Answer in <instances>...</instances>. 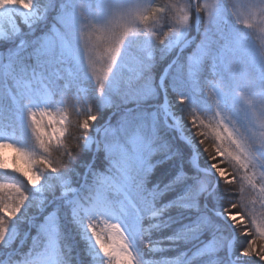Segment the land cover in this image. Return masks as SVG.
Returning <instances> with one entry per match:
<instances>
[{
	"label": "snow or ice",
	"instance_id": "6c2138e0",
	"mask_svg": "<svg viewBox=\"0 0 264 264\" xmlns=\"http://www.w3.org/2000/svg\"><path fill=\"white\" fill-rule=\"evenodd\" d=\"M85 6L0 0V129L8 134L0 138V264H160L154 255L170 246L164 240L194 248L191 256L161 258L164 264H264V75L245 70L264 73V0L108 5L99 21ZM218 9L231 13V27ZM173 55L157 81L154 67ZM86 81L96 95L81 94ZM199 97L210 113L198 110ZM128 100L155 102L154 111L98 126L101 107ZM185 122L225 191L237 193L219 212L227 226L205 210L207 180L184 165L162 188L152 182L160 164L181 156L161 128L184 134ZM21 131L28 146L9 138ZM129 208L141 231L136 250L121 223ZM169 210L177 220L165 217ZM172 224L171 235L152 239ZM70 239L82 245V258Z\"/></svg>",
	"mask_w": 264,
	"mask_h": 264
},
{
	"label": "trees",
	"instance_id": "16d2710c",
	"mask_svg": "<svg viewBox=\"0 0 264 264\" xmlns=\"http://www.w3.org/2000/svg\"><path fill=\"white\" fill-rule=\"evenodd\" d=\"M157 3V0L152 1V5H155ZM217 14L220 15L225 21L228 22L229 27L232 26L234 22V18L229 12H225L224 9H218ZM239 27V25H237ZM193 36H195V28L192 30L191 33ZM198 35V34H197ZM190 51V50H188ZM188 52L186 51L185 55H187ZM175 56H169L166 60L159 61L156 66L153 69L154 72V77L156 80L159 79V76L162 74L164 69L168 66V63L171 62L172 59H174ZM87 90L88 94L91 96L96 95L94 87L90 84L87 83ZM86 90V92H87ZM109 91H111L109 87ZM175 92L171 93L172 96V102L175 105V108L179 114H183L184 108L183 106L179 105L178 101L175 100ZM196 107L201 113H210L212 111V105L211 103L207 100V98L204 97H199V98H194ZM227 103V100L224 101ZM155 105V102H151L150 104H145V105ZM128 108H132V105L129 104L127 105ZM143 109L144 106H142ZM154 110V109H153ZM124 111V106H120L119 108L114 107V108H104L101 107L100 109V116H99V121H98V126L99 125H104L105 123L111 122L115 124L118 121V118L120 117L121 113ZM149 111V110H148ZM152 111V109H151ZM147 118V117H146ZM184 127L186 129V132L184 133V136L189 140L191 143L190 145L184 143L181 139H179V136L174 130H168L166 128H161L160 134L168 140V142L172 145L174 149L180 152L181 156L179 159L173 158L172 160L165 161L162 164H160L154 174H153V183H158L160 187L162 188L165 184L168 183L169 180L172 179V177L175 175V172L177 170V167L179 165H184L185 170L188 172L189 176H194V177H208V175L203 174L200 172V169H208L209 161L207 154L203 152V149L198 145V143L195 140V137L193 136L191 126L187 125V123H184ZM13 140L16 142L20 143L23 146H28L31 143L30 140V135L26 132H18L15 135H12ZM193 152L197 154V169L194 168L191 163L190 159L193 155ZM156 159L163 160V156H158ZM215 177V176H214ZM4 178L8 179L11 178L9 176H4ZM212 180V183L210 185V189L212 190V195L208 198H206L205 203L208 204V208L205 210H211V214H213L217 220L218 223H221L223 226H227V224L220 219V216L217 215L221 211L223 207L227 205L228 202H231L237 198V193L233 191H225V186L223 185V182L219 179L217 180L216 186L213 187V182L214 178H210ZM182 191V188L177 187L176 191L173 192H168L165 195L161 197L160 200V205H157V207L166 204L169 200H172L176 197V195L179 194V192ZM210 201V203H209ZM137 205L140 207L142 211L147 210V206L140 200H137ZM183 215H186V213H183ZM165 217H171L173 220H177V215L175 210H169L168 212L165 213ZM177 227V224H172L171 227L164 228L159 232L153 231L152 233V239H161L163 237H166L168 235H171L172 232L175 230ZM69 243L72 244L73 246V254L74 256H77L78 258H82L84 256V253L82 251V245L76 244L75 239H70ZM163 244L168 246V249L164 252L161 253H155L154 259L158 260L160 262H163L161 258L163 257H177L180 255L182 252H187V256L192 255V245L190 244H184L183 242H177L174 245L172 242L164 240ZM192 249V250H189ZM26 251V246L23 249ZM187 256H185L183 259L187 260ZM183 264V262H181ZM194 264H198V262H194Z\"/></svg>",
	"mask_w": 264,
	"mask_h": 264
},
{
	"label": "rangeland",
	"instance_id": "374dc122",
	"mask_svg": "<svg viewBox=\"0 0 264 264\" xmlns=\"http://www.w3.org/2000/svg\"><path fill=\"white\" fill-rule=\"evenodd\" d=\"M152 1L153 0H84V3L86 5L84 11H85V14L88 15L90 18H94V19L99 21V20H103L106 17V15L109 14L110 9L107 7L108 5H113V6L120 7V8H127V7L135 6V5H141L144 7H149V6H151ZM197 34L198 33L195 30V36H197ZM165 69H164V71H165ZM164 71L162 72V74L164 73ZM160 76H159V78H160ZM157 81H159V79ZM87 83L91 84L94 82H87L86 81V82L81 84L80 87H81V94L82 95L86 93V90H87L86 84ZM91 85L94 87L93 84H91ZM109 87L111 89L112 85L109 84ZM142 106H144V108H147L146 110L144 109L145 114H147V113H151L154 111L153 109H154L155 105L153 104V105H148V106L147 105H142ZM151 109H152V111H151ZM53 112L55 115L54 109H53ZM5 135H8V134L5 133L2 129H0V138H3ZM177 135L179 136V139H181L187 145L191 144L189 142V140L184 136V134H177ZM9 138L11 139L12 135H9ZM258 154H260L261 158L264 159V154H261L259 152H258ZM190 163L194 168L197 169L198 159H197V154L195 152H193V155L190 159ZM200 172H202L205 175H208V177H205V179L207 180L209 187L212 183V180L210 178H214L213 187L216 186V183H217V180H219V177H217L215 175V173L211 170L210 166H208V169H205V170L200 169ZM219 216H220V219L227 224L225 218L222 217L221 215H219ZM121 223H122V226L125 228V230L128 234L129 241L132 245L133 250H136L139 246V239H140L141 231L139 228L138 219H137L135 211L132 210L131 208H129L128 214L126 216L121 217ZM167 249H168V247H166V249L164 251H166ZM164 251H161V252H164ZM161 252H157V253H161ZM160 264H164V262H160Z\"/></svg>",
	"mask_w": 264,
	"mask_h": 264
},
{
	"label": "clouds",
	"instance_id": "9594fccd",
	"mask_svg": "<svg viewBox=\"0 0 264 264\" xmlns=\"http://www.w3.org/2000/svg\"><path fill=\"white\" fill-rule=\"evenodd\" d=\"M162 2L168 7L172 8L173 6L179 7V6H188L190 7L193 3V0H162ZM194 11L196 9H193ZM202 14V13H201ZM207 23H205L204 27H207ZM261 27H264V22H261ZM171 35L170 32L166 33L165 35L160 37V40H166ZM245 70L249 73V75L259 78L264 73H261V71L257 68H253L251 66L245 67ZM131 104L132 108H128L127 105ZM120 106H124V111L121 113L120 117L118 118V121L121 119H127L132 123H135L137 120L141 119L145 115V110L142 108V105L137 106V104L131 100H128L127 102L124 101H118L116 107L119 108ZM78 135V132L75 128L71 130L70 133V140L68 141L69 148L73 151V154L79 153L81 151L80 146L76 143V137Z\"/></svg>",
	"mask_w": 264,
	"mask_h": 264
}]
</instances>
